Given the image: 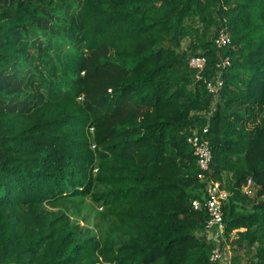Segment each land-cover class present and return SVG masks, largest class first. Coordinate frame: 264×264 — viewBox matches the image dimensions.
I'll return each mask as SVG.
<instances>
[{"label": "trees", "instance_id": "16d2710c", "mask_svg": "<svg viewBox=\"0 0 264 264\" xmlns=\"http://www.w3.org/2000/svg\"><path fill=\"white\" fill-rule=\"evenodd\" d=\"M206 126L225 240L264 264V0H0V264H213L187 142Z\"/></svg>", "mask_w": 264, "mask_h": 264}, {"label": "built area", "instance_id": "2783aa9c", "mask_svg": "<svg viewBox=\"0 0 264 264\" xmlns=\"http://www.w3.org/2000/svg\"><path fill=\"white\" fill-rule=\"evenodd\" d=\"M214 42L220 47L228 45L231 42V35L225 28L219 29L214 34ZM188 65L195 71V79L200 80L202 78V72L207 66V58L203 55L190 56ZM230 65L231 60L229 57L222 58L219 63L222 70ZM222 70H220L213 79L207 81V88L214 95L215 103L224 85ZM214 108L215 107H212L211 112H209L207 116L212 114ZM207 131L208 126L204 127L202 132L199 128H193L187 136V142L192 146L197 156V164L200 169L198 177L201 181L206 183L202 198L194 200L193 207L195 210H205L209 215V219L203 231L208 233L205 234L207 238L214 241L213 237H215L216 241L221 242V245L215 242L216 246L211 252L210 261L213 264H232L228 250L225 249L226 247L222 246L226 241L223 204L227 200L229 192L210 174L213 156L209 142L203 135L207 133ZM243 191L250 196L254 194V187L251 181L244 186Z\"/></svg>", "mask_w": 264, "mask_h": 264}, {"label": "rangeland", "instance_id": "374dc122", "mask_svg": "<svg viewBox=\"0 0 264 264\" xmlns=\"http://www.w3.org/2000/svg\"><path fill=\"white\" fill-rule=\"evenodd\" d=\"M189 42H190L189 37H186L183 40L182 45H183L184 49L187 48V46L189 45ZM249 124H250V122H249ZM252 126H253V124H252ZM48 208L52 209V210H58L59 209V208H50V206H48ZM76 210H79V212L82 213L83 215H87L86 218L89 221L86 222V224L89 228L94 229L95 233L98 235H102V236L105 235L107 223H106V221L103 220L104 219L103 215H102L103 209L99 204L95 203L89 197H85L82 200L77 199L76 200ZM93 217L97 218V221L100 224V227H97L95 222H91L93 220ZM82 220H84L83 217H82ZM83 224H84V221H83ZM203 231H204V229L200 232V234H208L207 232H203ZM213 238H214V241L216 243H219L221 245V242L216 241L215 237H213ZM225 249L228 250L227 246ZM233 250L234 249H232V253H234ZM253 252H254V249H248V248L239 249L238 250V256H237L238 260L236 262H239L240 264H247V261H248L247 259ZM234 257H235V255H234Z\"/></svg>", "mask_w": 264, "mask_h": 264}, {"label": "crops", "instance_id": "0c3cea01", "mask_svg": "<svg viewBox=\"0 0 264 264\" xmlns=\"http://www.w3.org/2000/svg\"><path fill=\"white\" fill-rule=\"evenodd\" d=\"M226 242V241H225ZM224 242V243H225ZM222 244L223 247H226L227 246V249H228V254L231 256V260H232V264H240L239 262H236L238 260L237 257H234V253H232V245H230L229 242H226L225 244ZM240 254V253H239ZM237 255H238V252H237ZM236 256V255H235ZM248 260V259H247Z\"/></svg>", "mask_w": 264, "mask_h": 264}]
</instances>
